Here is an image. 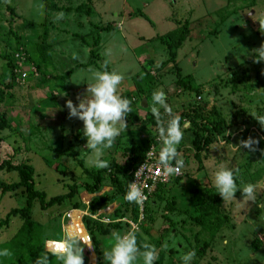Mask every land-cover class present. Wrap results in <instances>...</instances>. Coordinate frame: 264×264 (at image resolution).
Returning <instances> with one entry per match:
<instances>
[{
  "label": "rangeland",
  "instance_id": "1",
  "mask_svg": "<svg viewBox=\"0 0 264 264\" xmlns=\"http://www.w3.org/2000/svg\"><path fill=\"white\" fill-rule=\"evenodd\" d=\"M6 2L11 9L0 0V53L17 51V37L22 43L19 48L26 47L30 53H38L37 47L45 44L50 49L46 62L42 56L37 62L56 78V89L38 86L33 77L16 80L7 89L8 60L0 54V91L4 94L0 111L7 113L10 123L0 133V159L31 164L35 189L46 193V201L71 193L74 187L78 192L46 208L35 198L31 212L39 242L29 262L24 219L14 212L8 224L0 226V243L11 253L0 261L34 264L37 256L45 254V241H58L66 234L79 232L85 238L81 243L83 264H105L103 252L114 243L112 233L133 230L141 250L145 244L155 247V264H182L181 257L189 250L195 252L191 264H264V145L256 143L254 151L234 150L239 141L255 134L264 138V127L256 120L264 116V62H254L252 55V50L264 42L258 22L264 19V0ZM58 13H63L62 19H56ZM185 21L188 36L178 46L175 42ZM91 23L99 27L93 30ZM97 34L101 41L93 47ZM105 49H110L111 54L106 56ZM26 56L20 50L14 61L16 68L28 73V77L32 72L39 77L34 61H24ZM90 61L95 65L78 67ZM175 64L181 69V79L193 83L201 93L177 84ZM71 69L72 74L60 80ZM98 70L123 74L118 92L121 96L130 93L132 111L128 116L138 117L133 124L125 119L126 129L114 141L119 145L104 149V160L115 157L123 162L125 152L134 144L143 146L145 139H155L149 147L159 153L156 126L146 123L140 129L153 115L151 96L143 98L146 105L142 106L136 74L143 79L141 86L150 87L152 92L163 90L171 115L182 119L184 136L178 154H187L182 180L167 184L161 196L151 201L148 216L140 210L134 212L122 196L107 207H90L93 196L111 194L114 187L105 182L96 193L85 189L92 185L95 168L87 164L90 152L84 148L83 123L69 117L65 101L71 100L75 106L84 96L87 98V84L93 82V73ZM144 72L151 76L144 79ZM194 112L214 123L219 119L226 122L219 135L225 143L215 141L200 153V160L194 157L191 143L194 126L185 116ZM160 114L162 122L169 119L162 108ZM221 164L235 170L238 186L259 184L255 202L237 203L241 199L239 190L234 194L236 201L222 202L213 186V173ZM17 179L16 172L0 171V223L9 213L27 206L23 189L8 190L3 186ZM208 192L213 195L210 202L203 195ZM85 217L101 224L87 222ZM89 239L92 247L84 245ZM49 264L62 262L49 256ZM135 264H142V258L138 257Z\"/></svg>",
  "mask_w": 264,
  "mask_h": 264
},
{
  "label": "clouds",
  "instance_id": "2",
  "mask_svg": "<svg viewBox=\"0 0 264 264\" xmlns=\"http://www.w3.org/2000/svg\"><path fill=\"white\" fill-rule=\"evenodd\" d=\"M62 18L63 13L56 15L57 20ZM258 22L260 31L264 33V19L258 20ZM110 54L111 50L105 49V55ZM252 55L254 62H264V42L259 48L252 50ZM123 78V74L116 71H95L93 82L87 84V98L84 96L75 106L71 100L65 101L69 117H75L83 123L82 136L86 139L84 148L90 152L87 164L95 169L109 167L108 162L102 158L103 150L111 148L116 138L125 131V118L132 111L131 101L122 97L118 92V86ZM161 108L164 113L169 114V119L164 123L160 120ZM150 111L157 121L158 138L161 144L157 157L161 176L162 178L181 176L185 165L183 160L178 158V146L184 136L183 127L180 118L171 115L172 110L166 103L163 90L157 89L151 93ZM256 120L264 127V116H259ZM216 139L220 144L225 143L224 137L217 136ZM256 143L254 138L249 137L239 141V144L234 146V150L244 148L254 151L253 146ZM213 186L222 202L236 201L234 194L237 190L241 196L237 203L241 204L248 201L255 202L259 193L258 183H244L238 186L235 182V170L225 167L223 164L217 166L213 173ZM145 199L146 195L138 183L129 182L124 200L139 207L142 206ZM112 238L114 243L103 252L105 264H135L138 257L142 258V264H155L158 259V253L154 246L145 244L141 250V246L137 244L136 232L133 230L124 234L113 232ZM84 240L85 238L79 232H75L66 234L63 239L58 241H45V254L37 256L34 264H49V256H55L62 264H83L81 243ZM84 245L92 247L90 239ZM10 255L8 248L0 247V258ZM194 256V251L185 252L181 257L182 264H191Z\"/></svg>",
  "mask_w": 264,
  "mask_h": 264
},
{
  "label": "trees",
  "instance_id": "3",
  "mask_svg": "<svg viewBox=\"0 0 264 264\" xmlns=\"http://www.w3.org/2000/svg\"><path fill=\"white\" fill-rule=\"evenodd\" d=\"M3 2L6 3L8 8H10V4L7 3L6 0H3ZM45 7L47 8V6H45ZM69 8L70 7H67L65 9L69 10ZM78 8H80V6L77 7V9ZM86 12L89 13L88 8L86 9ZM89 14H91V13H89ZM91 25H92L93 30L96 27H99V25H97L95 23L94 24L91 23ZM188 31H189L188 22L185 21L183 23L182 30H181L179 37L176 40L175 44L180 46L181 43L187 38ZM14 35H15V33H14ZM16 39H17L16 43L18 45V47L16 49L17 51L14 52V51H9V50L7 51L6 50V51H4V53L3 52L0 53L1 55L3 54L4 57L8 60L7 66H8V69L10 71L9 72L10 81L5 84L6 88L7 89L11 88L13 83L16 80H19V79L24 80L25 78L27 79V78L33 77L35 79L34 83L37 84L38 86H43V85L48 86L49 90L56 89V86L54 84L56 81V78L53 75H48L49 73L47 71H45V69L43 70L40 63L37 62L40 60V58L37 59L40 56H42V58H44L45 62H46V53L48 51H50L49 47H47L45 44L39 45V47H37L38 53H36V54H35V52L30 53L29 49L26 47H21V49H20L19 46L22 43L20 42L19 37H17ZM100 41H101V37L99 36V34H97V36L94 37V41L92 43V46L96 47ZM22 49L26 52V55H27L25 58V61H27V62L28 61H34V63L36 64L37 70L40 72L39 77L36 76L33 72L31 75H29V77H28V73L25 77H23L22 71L16 68L17 66L14 63V61H16V59L18 57H17V55L15 56V54L20 55V50H22ZM33 50H35V49H33ZM95 56L99 57V55H97V54H95ZM92 65H95V63L93 61H90L87 64L78 65V67L83 68V67H89ZM174 68L176 70V74L178 77V81H177L178 85H181L190 91H194L196 93H201V91L198 88H196L193 83H190V82H187L186 80L181 79L182 72H181V69L176 66V64L174 65ZM73 71L74 70H72V69L68 70L65 73V75L60 77V80H63L66 77H68L69 75H71ZM142 75H143L144 79H147L151 76L150 73H147V72L142 73ZM140 76L141 75H139V74H136L134 76V79L139 84L138 93L140 91L141 96H142L141 98L142 99L145 98L148 100V99H150L152 90L150 87L141 86V82L143 79H141ZM50 94H52V92H50ZM3 95H4L3 91L1 90L0 91V104L4 101ZM122 97H126L129 100H131L130 93H125ZM185 116H187L189 118L190 124L192 126H194V127H191L192 128L191 133H193V138L191 140V143H192V147L194 148V151H195L194 157L196 159L200 160L201 159L200 153L204 149H206L207 147H210L212 144H214L215 141H217V139H216L217 136L222 134V132L225 130L226 122L224 119H219L220 121H217L216 123H214L213 121H209L208 119L199 116L195 112L194 113H187ZM125 119L133 124L138 120V117L134 114H130ZM181 120L182 119L180 117V123H181ZM146 123H148L152 126L153 125L156 126V133L154 136H158L157 121L155 120V118L154 117H148V119H146V121L140 125L141 130H142V128L145 127ZM162 123H164V122H162ZM9 126H10V123L8 121L7 113L0 111V133L5 128H9ZM191 128H189L190 131H191ZM143 132H145L151 136V133L149 131L144 130ZM251 138H254L257 141V143H259V145H264V138H260L257 134H255ZM154 140L155 139H151V141L149 142L148 139H145L143 141V146H141L140 144H134V147H132L129 152H125V155H124L125 158H124L123 162H120L115 157H112V159H110V160L108 159V161H107L109 164L108 168H106V169H94L95 172L92 173V177H93L92 185L91 186H89V185L85 186V189L90 193H96L99 190H101V188L104 187V183L107 182L108 184H110L114 187V191L111 194L108 193V194H104L101 196H96V195L93 196L91 199L92 200L91 204H90V207L92 209L95 208L96 206L102 207V208L107 207V205H109L110 202H112L113 200H120L119 197H121V196L124 197V194L127 191V185L132 180L134 170L137 168V166L141 162H143L145 160L147 151L149 150V148H150L149 146L151 145L150 143ZM113 145L115 147H117L119 145V141H118V143H115V144L113 143ZM178 158H180V159L183 158L184 163H187V154H185V153H182L181 155L178 154ZM4 170L9 171V172H16L18 174V179L15 182L7 183V184L3 183V186L5 187V189H8V190H12V189H16V188L23 189L26 196L28 197V201H27L26 207L9 213L7 215V218L3 222L0 223V226L2 224L7 225L10 216L14 212H18L23 216V219H24L23 228L25 231L24 232V238H25L24 244H25V247L28 249V253L26 255V261L29 262L30 259H32L34 257V255H36L37 244L39 242L38 237H37V232H36V222L33 220L32 212H31V206H32L35 198L38 197L40 202H41V206L43 208H46V207L52 206L56 203H61V201L67 197H68V199H71V197H73L75 195V193L78 192V189L74 187L71 190V193H68L66 195H58V196L52 197L48 201H46L45 200L46 193L43 191L38 192L35 189V181H34V177H33L35 170L31 164H29L25 161H23L22 163H19V164H15V163H12L10 160H1L0 159V171H4ZM182 177H183L182 175L175 177L171 181L175 182V183L180 182L182 180ZM167 184L159 186L158 190L153 194V197L145 204V208H144L143 213H145L146 216H148L147 213L150 210V205L152 204L153 200H155L157 197L161 196L163 190L167 188ZM198 187H200V186H198ZM193 192H196V191H193ZM203 195H205L206 201L210 202L212 200L213 195L210 194L209 192L207 194H203ZM127 203L128 202L125 201V204H127ZM131 207L133 208L132 210L134 212H136V211L139 212V207L136 206L134 203L131 204ZM85 220L87 222H90V220H92L93 222H97V225L101 224V223H98L101 221H97V220L94 221L91 218L89 219V217H85ZM103 224H105V223H103ZM113 224H118V223H113ZM94 242H97L95 237H94ZM0 247H6V245L0 243ZM16 252L20 253V250L16 249ZM0 264H5L4 260L2 262L0 261Z\"/></svg>",
  "mask_w": 264,
  "mask_h": 264
},
{
  "label": "built area",
  "instance_id": "4",
  "mask_svg": "<svg viewBox=\"0 0 264 264\" xmlns=\"http://www.w3.org/2000/svg\"><path fill=\"white\" fill-rule=\"evenodd\" d=\"M18 56L20 55L17 54V57ZM26 75L27 73L25 71H22V76L25 77ZM157 157L158 150H156L154 147H151L147 151L145 160L141 162L133 172L131 182H137L146 195V199L144 200L142 206H139V210L141 213L144 212L145 204L153 197V194L158 190L159 186L165 185L167 183L169 184L171 180L175 178H162L161 168L157 163Z\"/></svg>",
  "mask_w": 264,
  "mask_h": 264
},
{
  "label": "water",
  "instance_id": "5",
  "mask_svg": "<svg viewBox=\"0 0 264 264\" xmlns=\"http://www.w3.org/2000/svg\"><path fill=\"white\" fill-rule=\"evenodd\" d=\"M146 105V100L143 99L142 106L144 107Z\"/></svg>",
  "mask_w": 264,
  "mask_h": 264
}]
</instances>
